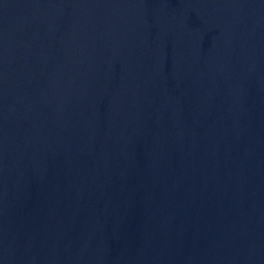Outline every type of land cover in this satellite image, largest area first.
Masks as SVG:
<instances>
[{
  "label": "water",
  "instance_id": "obj_1",
  "mask_svg": "<svg viewBox=\"0 0 264 264\" xmlns=\"http://www.w3.org/2000/svg\"><path fill=\"white\" fill-rule=\"evenodd\" d=\"M0 264H264V0H0Z\"/></svg>",
  "mask_w": 264,
  "mask_h": 264
}]
</instances>
